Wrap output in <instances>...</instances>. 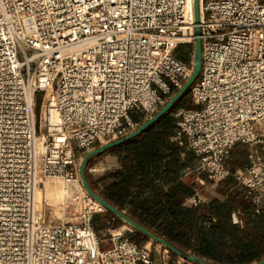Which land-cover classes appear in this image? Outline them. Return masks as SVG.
Masks as SVG:
<instances>
[{
  "label": "built area",
  "instance_id": "obj_1",
  "mask_svg": "<svg viewBox=\"0 0 264 264\" xmlns=\"http://www.w3.org/2000/svg\"><path fill=\"white\" fill-rule=\"evenodd\" d=\"M199 15L202 69L171 141L187 173L201 184L233 175L260 215L264 0H199ZM196 28L191 0H0V264H159L113 214L96 230L110 211L84 187L79 153L133 132L134 117L152 118L183 87L195 63L178 49L195 47ZM238 144L250 150L232 174ZM50 182L63 199L37 201Z\"/></svg>",
  "mask_w": 264,
  "mask_h": 264
},
{
  "label": "trees",
  "instance_id": "obj_2",
  "mask_svg": "<svg viewBox=\"0 0 264 264\" xmlns=\"http://www.w3.org/2000/svg\"><path fill=\"white\" fill-rule=\"evenodd\" d=\"M191 54V45L178 49L187 64ZM171 115L172 111L139 136L106 151L120 150L121 169L111 175L112 183L101 197L130 218L131 212L139 213L141 220L136 222L185 255L194 252L211 264H257L264 259V212L254 215L243 189L224 201L184 205L195 191L192 181L182 179L187 163L171 141L176 128ZM238 212L242 224L232 222Z\"/></svg>",
  "mask_w": 264,
  "mask_h": 264
},
{
  "label": "rangeland",
  "instance_id": "obj_3",
  "mask_svg": "<svg viewBox=\"0 0 264 264\" xmlns=\"http://www.w3.org/2000/svg\"><path fill=\"white\" fill-rule=\"evenodd\" d=\"M182 50L184 52H188V47H183ZM191 51H192V57L190 61V65L195 63V59L193 58V54L195 51V47L191 45ZM42 95H39V101H38V112L42 110L41 106V99ZM171 98V97H170ZM170 98H167L165 104L169 101ZM178 107H185V108H190L191 107V93L190 90L184 95V97L178 102L174 110ZM172 111V114L174 112ZM171 118L174 120L175 125L176 121L172 117ZM163 127H161L162 129ZM99 147V146H98ZM97 148V147H96ZM95 149V148H94ZM249 147L238 144L233 153V158L231 162V169H232V174L237 172L240 168L244 166L246 163V153L249 151ZM92 151V150H90ZM90 151H80L79 156L81 157V160L90 152ZM120 150H114L111 152H107L104 154H101L97 157L91 158L88 163H87V168H86V177L89 182V185L93 191H95L97 194L102 195L103 192L110 186L112 183V179L110 178L112 174H114L118 170H114V168L110 167V160L109 157L111 156H118ZM195 160L192 157V162L190 165H194ZM96 169V171H94ZM191 174V173H190ZM197 191L199 193V196L203 203L205 202H210L215 199H220L223 200V196L228 194H236L239 192V188L237 185V181L234 178L233 175L221 180V181H212L207 178H203V184L200 182L197 183ZM64 196V188L60 183H54L50 182L49 185H47V189L45 192H42L39 190L38 195H37V200L40 202L41 200H48V201H54V202H60L63 199ZM127 207V206H126ZM113 213L109 212L107 214L98 216L96 218V223H97V228L96 230L100 232L102 230L100 223L102 221L107 220ZM132 216L131 218L136 219V220H141L140 214H136L131 212L130 213ZM114 215V214H113ZM115 216V223L119 224L125 229V236L128 238L134 237L138 238V240L143 241L142 246H147L156 256L159 264H189L186 263L184 260L180 259L179 257L171 256L169 252L165 251V248L163 245L155 244L152 242L150 237L145 236L143 233L135 229L133 226L128 224L126 221L123 219L119 218L118 216ZM130 226V227H129ZM104 246H108L105 244ZM191 255L199 256L194 252H190Z\"/></svg>",
  "mask_w": 264,
  "mask_h": 264
},
{
  "label": "water",
  "instance_id": "obj_4",
  "mask_svg": "<svg viewBox=\"0 0 264 264\" xmlns=\"http://www.w3.org/2000/svg\"><path fill=\"white\" fill-rule=\"evenodd\" d=\"M195 17H196V35H197V41L195 44V64L194 69L191 77L188 79V81L183 85L181 89H179L170 99L169 101L150 119L146 120L144 123H142L136 130L129 133L128 135H125L124 137H121L117 140H114L112 142H109L104 145H100L99 147L93 149L90 151L81 161L80 164V176L82 179V182L84 184V187L86 190L96 197L111 213L118 216L119 218L126 221L128 224L133 226L135 229L143 233L145 236L150 237L152 241L160 243L161 245L167 247L170 251H172L174 254L178 255L179 257L184 258L187 261H190L194 264H211L208 261H206L204 258L200 256L195 255H185L183 254L179 249H177L170 241L158 237L149 230H147L145 227L140 225L138 222H136L134 219L130 218L128 215H126L124 212L120 211L115 206L109 204L106 202L102 197L98 196L94 193V191L91 189L89 182L86 177V168L87 163L91 158L97 157L101 154L106 153L107 150L119 147L126 142L132 140L133 138L139 136L142 134L147 128H149L151 125L161 121L169 112L173 111L178 102L184 97V95L191 89V87L194 85L196 80L198 79L201 69H202V50H201V41H200V15H199V0H195ZM257 264H264V259L259 261Z\"/></svg>",
  "mask_w": 264,
  "mask_h": 264
},
{
  "label": "crops",
  "instance_id": "obj_5",
  "mask_svg": "<svg viewBox=\"0 0 264 264\" xmlns=\"http://www.w3.org/2000/svg\"><path fill=\"white\" fill-rule=\"evenodd\" d=\"M135 121L137 122V123H139V126L142 124V123H144L145 121L142 119V118H140V117H136L135 118ZM169 152V151H168ZM168 152H166V154H169ZM183 159V158H182ZM109 160H110V165H109V168L110 167H112V168H114V170L116 169V170H119V169H121V165H120V162H119V158H118V156H111V157H109ZM184 181H186V183H189L190 181H192L193 182V189H194V191H195V194L194 195H196V194H198L199 195V193H198V191H197V183L199 182L198 180H197V176H196V174L195 173H187L186 172V169H185V172L183 173V178H182ZM236 186H238V188H239V191L241 190V187L239 186V184L237 183V185ZM242 191V190H241ZM229 195L228 194H226V195H224L223 196V200H221V201H224L227 197H228ZM193 197V196H192ZM218 200H219V198H218ZM211 202V201H210ZM205 203H209V202H205ZM235 213H233V215H234ZM233 215H232V218H233ZM117 225H119V224H117ZM120 226V225H119ZM120 227H122V226H120Z\"/></svg>",
  "mask_w": 264,
  "mask_h": 264
},
{
  "label": "bare ground",
  "instance_id": "obj_6",
  "mask_svg": "<svg viewBox=\"0 0 264 264\" xmlns=\"http://www.w3.org/2000/svg\"><path fill=\"white\" fill-rule=\"evenodd\" d=\"M191 3H192V6H194L195 5V0H191ZM36 120H37V123H40V121H41V111L38 112V106H37ZM37 150H38L39 153H42V154L45 153V142L44 141H38L37 142ZM38 192H39V190H37V192H36V198H37Z\"/></svg>",
  "mask_w": 264,
  "mask_h": 264
}]
</instances>
